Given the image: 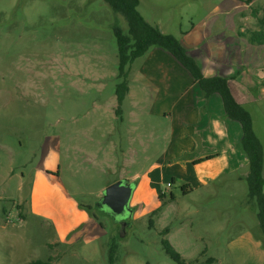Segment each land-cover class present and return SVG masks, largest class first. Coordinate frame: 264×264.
Here are the masks:
<instances>
[{"label":"rangeland","instance_id":"rangeland-1","mask_svg":"<svg viewBox=\"0 0 264 264\" xmlns=\"http://www.w3.org/2000/svg\"><path fill=\"white\" fill-rule=\"evenodd\" d=\"M224 1L140 0L139 12L179 34ZM257 3L246 12H262L264 0ZM114 27L128 30L124 17L104 0H0V264H111L114 240L113 264H179L164 240L183 264H264V234L246 180L206 202L202 196L180 198L148 215L145 209L153 207L145 208L133 195L124 235L104 213L100 190L121 174L80 168V116L113 109L121 83ZM248 110L264 145V107ZM85 125L92 126V119ZM50 147L62 153L59 182L91 207V224L63 244L29 205L36 171L45 168Z\"/></svg>","mask_w":264,"mask_h":264},{"label":"crops","instance_id":"crops-1","mask_svg":"<svg viewBox=\"0 0 264 264\" xmlns=\"http://www.w3.org/2000/svg\"><path fill=\"white\" fill-rule=\"evenodd\" d=\"M258 1H224L202 23L192 22L190 31L179 34L165 30L162 21L146 19L178 38L206 78L227 79L235 100L251 116L250 107H264V7L262 12H246L259 6ZM128 87L121 111L116 110V94L113 109L80 116V168L103 167L104 174L118 169L117 181L134 185L133 200L153 207L144 215L180 198L202 196L206 202L246 180L250 167L241 146V124L227 116L222 97L208 96L171 53L153 48L137 59ZM90 118L92 126H86ZM54 149L50 147L45 168L36 171L29 205L33 216L52 224L63 244L92 218L85 209L89 206L76 201L59 182L62 153Z\"/></svg>","mask_w":264,"mask_h":264},{"label":"trees","instance_id":"trees-1","mask_svg":"<svg viewBox=\"0 0 264 264\" xmlns=\"http://www.w3.org/2000/svg\"><path fill=\"white\" fill-rule=\"evenodd\" d=\"M111 9L122 15L127 22L128 30L125 32L120 27H114V34L118 44L119 55V79L121 83L117 86L116 94L119 106H122L127 93L129 71L132 64L139 58L145 56L151 49L160 48L171 53L185 67L195 82L209 96L219 94L222 97L227 116L241 124L243 139L242 150L246 154L250 173L246 178L249 188V198L255 204V211L264 234V146L257 136L251 114L240 105L234 98L228 80L221 77L206 78L201 66L189 51L173 35H166L150 24L139 12L140 0H104ZM91 210V207H85ZM163 244L168 255L177 263L184 261L176 250L164 240ZM118 245L115 240L109 253V261L113 264ZM31 264H48L37 260Z\"/></svg>","mask_w":264,"mask_h":264},{"label":"water","instance_id":"water-1","mask_svg":"<svg viewBox=\"0 0 264 264\" xmlns=\"http://www.w3.org/2000/svg\"><path fill=\"white\" fill-rule=\"evenodd\" d=\"M133 192L134 185L132 183L128 180H120L105 189L100 206L115 217H123L127 212L128 217L131 218L133 211L129 206ZM122 230H125V227Z\"/></svg>","mask_w":264,"mask_h":264},{"label":"flooded vegetation","instance_id":"flooded-vegetation-1","mask_svg":"<svg viewBox=\"0 0 264 264\" xmlns=\"http://www.w3.org/2000/svg\"><path fill=\"white\" fill-rule=\"evenodd\" d=\"M130 209H131V207H130ZM103 211L109 217L114 219V221L120 226L121 232L124 235L125 230H122V228L125 227V229H127L131 226L130 218L128 217L129 214L127 212H125L123 217H121V216L115 217V216L109 214V212H107L105 208H103Z\"/></svg>","mask_w":264,"mask_h":264},{"label":"built area","instance_id":"built-area-1","mask_svg":"<svg viewBox=\"0 0 264 264\" xmlns=\"http://www.w3.org/2000/svg\"><path fill=\"white\" fill-rule=\"evenodd\" d=\"M168 187L170 188L171 187V184H169Z\"/></svg>","mask_w":264,"mask_h":264}]
</instances>
